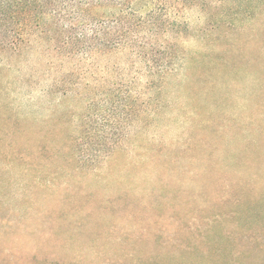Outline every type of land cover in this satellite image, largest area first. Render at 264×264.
I'll return each mask as SVG.
<instances>
[{
  "label": "rangeland",
  "instance_id": "obj_1",
  "mask_svg": "<svg viewBox=\"0 0 264 264\" xmlns=\"http://www.w3.org/2000/svg\"><path fill=\"white\" fill-rule=\"evenodd\" d=\"M173 11L161 87L118 51L0 53V264H264V0Z\"/></svg>",
  "mask_w": 264,
  "mask_h": 264
},
{
  "label": "trees",
  "instance_id": "obj_2",
  "mask_svg": "<svg viewBox=\"0 0 264 264\" xmlns=\"http://www.w3.org/2000/svg\"><path fill=\"white\" fill-rule=\"evenodd\" d=\"M192 1L0 0V53L20 52L35 34L65 58L118 51L129 54L148 86L161 87L174 70L185 24L173 17V10ZM108 86L119 90V107L137 101L131 81L119 78ZM121 117L120 130L128 120Z\"/></svg>",
  "mask_w": 264,
  "mask_h": 264
}]
</instances>
